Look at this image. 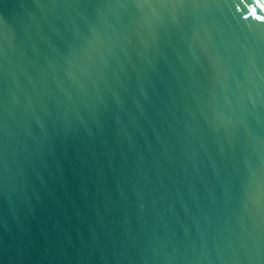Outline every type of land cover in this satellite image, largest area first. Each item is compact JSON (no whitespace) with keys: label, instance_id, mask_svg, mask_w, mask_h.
Instances as JSON below:
<instances>
[{"label":"water","instance_id":"water-1","mask_svg":"<svg viewBox=\"0 0 264 264\" xmlns=\"http://www.w3.org/2000/svg\"><path fill=\"white\" fill-rule=\"evenodd\" d=\"M0 264H264V0H0Z\"/></svg>","mask_w":264,"mask_h":264}]
</instances>
